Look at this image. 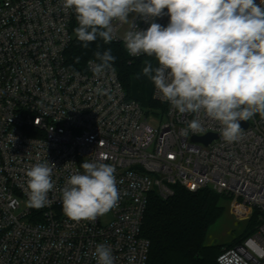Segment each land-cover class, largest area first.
<instances>
[{"label":"built area","instance_id":"1","mask_svg":"<svg viewBox=\"0 0 264 264\" xmlns=\"http://www.w3.org/2000/svg\"><path fill=\"white\" fill-rule=\"evenodd\" d=\"M164 13L149 22L135 13L127 23L113 21V40L124 45L133 25L167 26ZM74 18L62 0H0V264H96L100 243L111 247L114 264H147L151 240L143 225L150 194L167 199L176 184L227 196L236 219L258 211L255 230L217 261L264 264V117L244 121L241 138L228 143L219 122L203 112L180 114L159 98L153 82L145 109L114 65L97 75L95 60L84 70L66 64ZM155 117L156 126L150 123ZM193 119L203 131L188 128ZM208 133L217 135L209 143L192 139ZM83 161L115 168L120 199L95 221L76 222L62 211V189L83 172ZM40 162L52 167L54 188L47 205L36 209L27 204L26 171Z\"/></svg>","mask_w":264,"mask_h":264},{"label":"clouds","instance_id":"2","mask_svg":"<svg viewBox=\"0 0 264 264\" xmlns=\"http://www.w3.org/2000/svg\"><path fill=\"white\" fill-rule=\"evenodd\" d=\"M62 5L74 11V33L84 48L98 39L111 43L113 21L127 23L135 13L149 22L167 9V26L150 22L139 30L133 25L135 30L122 37L129 55L155 58L158 66L146 63L142 74L151 79L159 98L180 114L203 112L219 122L228 143L241 138L240 121L264 117V0L261 5L255 0H62ZM94 56L97 75L116 59L111 49ZM188 128L204 130L199 119ZM80 167L83 172L72 174L62 189V211L76 222L95 221L118 206L115 168L88 161ZM52 171L43 162L26 171L29 207L47 205L54 188ZM93 256L96 264H114L106 244H97Z\"/></svg>","mask_w":264,"mask_h":264},{"label":"trees","instance_id":"3","mask_svg":"<svg viewBox=\"0 0 264 264\" xmlns=\"http://www.w3.org/2000/svg\"><path fill=\"white\" fill-rule=\"evenodd\" d=\"M76 27L78 23L74 18V38L65 52L66 64L71 69L84 70L89 60L99 63L94 53L111 49V54L116 58L113 65L129 95L134 96L133 82L139 87H145L142 64L146 59L154 57L131 59L124 45L114 40L105 44L98 39L84 48L74 33ZM158 105L152 102V106ZM174 190V195L167 199L155 191L150 194L143 225V234L151 240L147 264H219L217 256L221 253L222 245L207 244L206 238L209 229L225 212L224 201L230 199L211 188L191 191L176 184ZM257 224L258 211H255L244 236L232 246L252 233Z\"/></svg>","mask_w":264,"mask_h":264},{"label":"rangeland","instance_id":"4","mask_svg":"<svg viewBox=\"0 0 264 264\" xmlns=\"http://www.w3.org/2000/svg\"><path fill=\"white\" fill-rule=\"evenodd\" d=\"M146 63H151L153 67H155V58L146 59L142 64V68L145 66ZM142 76L145 81V87H139L136 82H133L132 88L134 95L142 100L145 109H147V97L150 94L152 81L149 77L144 76L143 74ZM150 123L154 126L158 125L159 118L155 117L151 119ZM224 205L225 212L223 216L209 229L206 238L207 244L222 245L221 251L232 246L236 243V241H238L244 236V232L248 227L251 218L255 214L254 212L253 216L250 219H236L231 212L230 200L224 201Z\"/></svg>","mask_w":264,"mask_h":264},{"label":"water","instance_id":"5","mask_svg":"<svg viewBox=\"0 0 264 264\" xmlns=\"http://www.w3.org/2000/svg\"><path fill=\"white\" fill-rule=\"evenodd\" d=\"M241 125H247L244 121H240ZM216 134L208 133L204 136H193L194 141H202L204 143H209L214 137H216Z\"/></svg>","mask_w":264,"mask_h":264}]
</instances>
